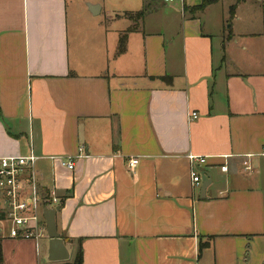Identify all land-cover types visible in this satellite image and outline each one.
<instances>
[{
    "label": "crops",
    "instance_id": "crops-1",
    "mask_svg": "<svg viewBox=\"0 0 264 264\" xmlns=\"http://www.w3.org/2000/svg\"><path fill=\"white\" fill-rule=\"evenodd\" d=\"M196 1L0 0V158L37 156L58 198L38 238H2L5 264H264V24L226 38L252 1Z\"/></svg>",
    "mask_w": 264,
    "mask_h": 264
},
{
    "label": "built area",
    "instance_id": "built-area-1",
    "mask_svg": "<svg viewBox=\"0 0 264 264\" xmlns=\"http://www.w3.org/2000/svg\"><path fill=\"white\" fill-rule=\"evenodd\" d=\"M184 3L186 0H164L165 3ZM264 1V0H262ZM193 112L190 119H197ZM83 148L79 152H83ZM81 155V154H80ZM190 174L194 185L200 186L203 174L200 166L206 164L207 158L189 154ZM37 156H8L0 158V237L9 239L38 238L44 231V220L41 215L43 206L57 203L58 198L47 193L40 184V174L35 169ZM63 166L72 170L75 167V157H61ZM139 163L137 158H130L128 165L131 169ZM244 166L250 169L249 161ZM226 170V166L221 167Z\"/></svg>",
    "mask_w": 264,
    "mask_h": 264
},
{
    "label": "water",
    "instance_id": "water-1",
    "mask_svg": "<svg viewBox=\"0 0 264 264\" xmlns=\"http://www.w3.org/2000/svg\"><path fill=\"white\" fill-rule=\"evenodd\" d=\"M209 175L203 174V191L209 185ZM60 206L55 208L45 207L43 209V217L46 222L47 234L49 237L48 260L51 262H64L70 259V253L64 239L60 236L56 225V214Z\"/></svg>",
    "mask_w": 264,
    "mask_h": 264
},
{
    "label": "rangeland",
    "instance_id": "rangeland-1",
    "mask_svg": "<svg viewBox=\"0 0 264 264\" xmlns=\"http://www.w3.org/2000/svg\"><path fill=\"white\" fill-rule=\"evenodd\" d=\"M186 1L188 2V0H186ZM251 1H252L251 2L252 4L249 3L250 5H247V6L243 7V9L239 10V13L241 15H243V18H245L244 21L233 20L234 17H233V14L231 12L225 14L223 33H225L226 38H228L229 35L231 34V29H230L229 25H232V24L235 27L239 28V30H242L243 28H245L247 26L246 23L248 21L250 23H253L256 28L263 27L264 19L258 13L260 5L257 2V0H251ZM203 2H204V0H197L195 2L196 4L189 3L188 7L189 8L191 7L194 9L195 8L194 6H196L197 8H199L203 4ZM192 5H194V6H192ZM197 10H199V9H197ZM261 39L264 40V36H261ZM242 60H246V58H242ZM5 249L7 250L5 253L6 254L5 256L9 257L11 252H12V246L9 242H7L5 244Z\"/></svg>",
    "mask_w": 264,
    "mask_h": 264
},
{
    "label": "trees",
    "instance_id": "trees-1",
    "mask_svg": "<svg viewBox=\"0 0 264 264\" xmlns=\"http://www.w3.org/2000/svg\"><path fill=\"white\" fill-rule=\"evenodd\" d=\"M216 1L217 0H204L203 4L197 9L203 10L207 5L212 4V3L216 2ZM146 12H147V10L144 9V10L140 11L139 13H137V15H135V16L133 15L132 18L137 20V22L139 20L142 21L144 19L145 15H146ZM137 28L138 27L135 26L133 29H137ZM124 49H125V41L122 38L121 41H120V45H119V51L123 52ZM161 79L164 80V81H168V82H171V80H172L171 77H167V78L166 77H162ZM0 116H1V114H0ZM2 240L3 239L0 237V264H5ZM63 264H82V252H81V250L79 251L76 259L73 262H71V263L66 262V263H63Z\"/></svg>",
    "mask_w": 264,
    "mask_h": 264
}]
</instances>
